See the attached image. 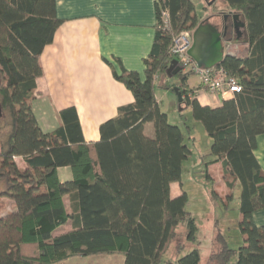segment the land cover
Wrapping results in <instances>:
<instances>
[{
  "label": "trees",
  "instance_id": "obj_1",
  "mask_svg": "<svg viewBox=\"0 0 264 264\" xmlns=\"http://www.w3.org/2000/svg\"><path fill=\"white\" fill-rule=\"evenodd\" d=\"M216 3L222 5L213 12L237 14L244 23L238 44L245 52H234L218 65L237 78L241 91L210 107L187 97L198 87L187 85L186 73L171 77L178 78L180 105L191 109L211 139L213 157L205 167L220 163L226 195L220 199L212 188V197L227 208L239 188L242 244L231 247L216 221L212 249L203 258L196 220L185 209L186 192L170 197L172 182L182 186V162L190 149L184 132L161 110L155 91L175 92L173 84L159 81L168 76L173 37L192 33L202 19L193 0H156L145 78L123 67L119 73L112 69L134 101L100 124L95 142L84 140L74 107L60 110L59 125L49 132L40 128L32 110L36 78L42 74L39 55L61 22L56 0H0V264H54L102 253L122 254L123 264H264V225L252 219L264 209V170L254 153L257 137L264 134V0ZM162 10L168 12V25ZM146 122L153 124L152 138L143 132ZM186 129L189 134L191 128ZM59 167L70 168L72 178L61 181ZM67 222L69 230L53 234ZM180 225L191 248L185 251L186 244L178 242L174 258H165Z\"/></svg>",
  "mask_w": 264,
  "mask_h": 264
},
{
  "label": "crops",
  "instance_id": "obj_2",
  "mask_svg": "<svg viewBox=\"0 0 264 264\" xmlns=\"http://www.w3.org/2000/svg\"><path fill=\"white\" fill-rule=\"evenodd\" d=\"M56 15L61 22L39 55L42 74L36 78L32 110L40 128L49 132L59 125L58 112L74 107L84 140L95 142L100 124L114 117L119 106L134 101L131 91L113 76L112 69L119 73L123 67L145 78L143 60L152 47L156 0H56ZM231 51L244 53L245 49L238 44ZM161 80L163 86H178L176 80L164 76ZM186 83L189 87L198 86L191 85L188 77ZM155 97L160 106L157 91ZM195 97L210 107H217L228 98L201 91ZM143 132L152 138L153 124L146 122ZM254 153L264 170V134L257 137ZM57 171L61 181L72 178L68 167ZM221 190L226 192L224 182ZM181 191L178 182L170 184L171 198ZM252 219L255 225H264V209L255 211ZM64 225L66 230L71 228L70 222ZM59 229L53 234H60Z\"/></svg>",
  "mask_w": 264,
  "mask_h": 264
},
{
  "label": "rangeland",
  "instance_id": "obj_3",
  "mask_svg": "<svg viewBox=\"0 0 264 264\" xmlns=\"http://www.w3.org/2000/svg\"><path fill=\"white\" fill-rule=\"evenodd\" d=\"M206 1L211 2V5H208L207 7ZM193 2L198 16L212 14L216 8L219 9L222 5L218 3L214 4L215 0H193ZM209 22L211 24H216L219 22V19L214 16L210 18ZM187 77L191 85H196L198 83L196 75L188 73ZM167 79L173 81L176 80V82L178 81L177 77L167 76ZM159 82L163 83L164 80ZM156 91L158 98L161 99V110L167 114L168 120L171 124L177 125L184 132L185 143L190 149L188 157L182 162L181 188L187 194L185 209L191 212L192 216L196 220L198 227L196 242L199 243L198 248L200 254L203 258H207L212 249V238L215 235L214 223L216 221H218V227L221 228L226 235L229 245L237 248L242 244L240 231L238 229L239 188H236L234 199L230 202L227 208L221 204L219 198L212 197L210 192L212 188L217 192V194H219L218 197H220V199L225 197L226 192L221 190L223 181L220 164H210L209 167H207V170L205 167V163L210 162L213 157L209 154L211 139L208 137L202 123L193 118L191 109L186 106V104L182 103V105H180L178 103L177 96L174 91L160 88H157ZM186 126L191 128V132L189 134L187 133ZM189 136H193L194 139L189 138ZM16 163L19 167L24 166L22 159H17ZM206 171L208 177L210 178L206 176ZM63 200L66 209L69 212V197L65 196ZM66 227L67 226L65 225L61 226L59 232H66ZM178 231L179 235L176 239L172 240L173 242L170 243L164 254L165 258H174L175 248L178 242H184L186 244L187 247L185 251L191 248L190 244L183 241L184 228L182 225L178 227ZM185 251H183L182 254H184ZM123 260L124 257L122 254L102 253L88 256H72L67 260L56 262L54 264H123Z\"/></svg>",
  "mask_w": 264,
  "mask_h": 264
},
{
  "label": "water",
  "instance_id": "obj_4",
  "mask_svg": "<svg viewBox=\"0 0 264 264\" xmlns=\"http://www.w3.org/2000/svg\"><path fill=\"white\" fill-rule=\"evenodd\" d=\"M211 5V2H207ZM234 20V32L237 36L232 39L226 36L225 29L220 31L216 25L211 24L209 19L201 20L192 32V43L187 50V54L197 63V65L210 68L219 65L226 56L234 55L231 51V41H239L242 37L244 23L239 21L237 14L232 15ZM238 27L241 30L238 31ZM180 71L177 60L172 59L166 69V74L171 76ZM178 103L181 104L182 96L177 87L174 88Z\"/></svg>",
  "mask_w": 264,
  "mask_h": 264
},
{
  "label": "built area",
  "instance_id": "obj_5",
  "mask_svg": "<svg viewBox=\"0 0 264 264\" xmlns=\"http://www.w3.org/2000/svg\"><path fill=\"white\" fill-rule=\"evenodd\" d=\"M163 21L168 25L169 16L166 10L161 11ZM192 43V33L189 30L181 31L176 34L169 47V54L173 59L177 60V65L182 73L194 74L198 78V90H194L193 94H188V98H192L198 91L209 93L212 95H221L231 97L235 93H239L242 89L236 77L227 74L222 66H213L205 68L197 65V63L187 54Z\"/></svg>",
  "mask_w": 264,
  "mask_h": 264
},
{
  "label": "flooded vegetation",
  "instance_id": "obj_6",
  "mask_svg": "<svg viewBox=\"0 0 264 264\" xmlns=\"http://www.w3.org/2000/svg\"><path fill=\"white\" fill-rule=\"evenodd\" d=\"M207 2V1H206ZM206 6L208 7V5L206 4ZM220 15H218V12H213L212 14H208L205 16H202L201 20H204L205 18L209 19L212 17H216L217 19H219V22L216 23L215 25L217 26V28L222 32L225 29L226 32V36L227 37H231L232 39H234L235 36H237V33L235 34L234 32V20L231 14H227L225 12H219ZM241 30V28L238 27V31ZM239 41H234L232 40L230 45L231 47L233 46H238Z\"/></svg>",
  "mask_w": 264,
  "mask_h": 264
}]
</instances>
